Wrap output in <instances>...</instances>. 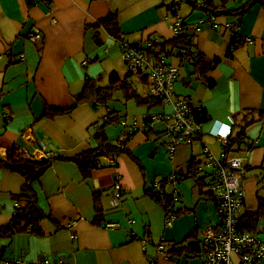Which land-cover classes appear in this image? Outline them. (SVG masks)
Wrapping results in <instances>:
<instances>
[{"label":"crops","instance_id":"1","mask_svg":"<svg viewBox=\"0 0 264 264\" xmlns=\"http://www.w3.org/2000/svg\"><path fill=\"white\" fill-rule=\"evenodd\" d=\"M227 1L212 0V5L235 10L249 0H234L241 4L230 7ZM31 2L0 0V160L10 149L32 161L76 156L97 145L94 135L108 113L118 122L106 126L105 133L110 141L122 139L127 152L100 158L86 175L74 162L55 159L32 183L37 203L53 221L44 219L40 233L0 237V264H190L183 257L193 255H173L170 248L182 242L201 245L204 229L218 225L219 215L212 197L201 195L195 180L184 176L188 163L192 157L201 158L205 145L221 158L223 149L211 131L231 120L235 135L246 114L256 120L230 156L241 159L244 194L257 189V201L264 200V178L259 179L264 165V126L259 121V111L264 110V6L256 2L242 16L217 14L211 20L210 14L185 0ZM171 3L175 7L169 9ZM175 10L191 35L192 49L216 60L207 74L214 82L210 87L189 60L175 55L166 60L179 71L174 100L189 98L210 117L201 138L177 145L170 154L164 129L172 105H139L122 89L106 107L85 104L67 115L41 117L45 104L69 107L87 78L102 86L109 85L112 74L124 79L128 70L121 43L143 46L173 38L169 25ZM110 14L115 15V25L100 27L96 38L91 24ZM236 24L239 45L231 47ZM34 31L40 33L36 42L29 38ZM144 81L131 79L142 97L148 79ZM145 121L146 129L132 128ZM172 173L182 179L176 185L166 183L165 189L176 190L180 200L167 225L164 207L148 191ZM23 184L20 174L0 166V227L14 216ZM95 193L102 209L98 218ZM252 203L254 199L244 197L240 213L254 211ZM110 221L119 227H107ZM261 224L257 234L264 240ZM161 243H167L164 252L157 248Z\"/></svg>","mask_w":264,"mask_h":264},{"label":"trees","instance_id":"2","mask_svg":"<svg viewBox=\"0 0 264 264\" xmlns=\"http://www.w3.org/2000/svg\"><path fill=\"white\" fill-rule=\"evenodd\" d=\"M27 1L28 4L32 3L31 0ZM256 2H259L264 6V0H249L235 10H224L213 6L212 0H204L200 4L196 1L188 0V3L193 8H200L213 16L217 14L242 16ZM174 7L175 4L173 3L168 5L169 9H172ZM174 13L176 16H178L177 10H175ZM114 21L115 15L110 14L106 18H103L96 23L91 24L92 28H94L95 30L96 38H98V29H100V27H106L110 24L115 25L113 23ZM111 32L112 34L115 33L116 35V32H113L112 30ZM191 44V35L186 33L185 28L183 33L176 34L169 40L156 42L150 41L148 44H145L143 46L137 44H134V46L138 47L140 50L145 51L147 58L152 62H157L161 56H163L167 60V58L172 55L178 56L181 59L189 60L193 64L194 73L199 76V78L204 80L206 85H208L209 87L213 86L214 82L213 80L208 78L207 74L216 64V60H207L200 52L193 50ZM232 45H239V41L236 40V38L232 39L231 47ZM140 78L145 79L144 83H146L148 77L147 75H142L140 76ZM131 79L132 75L129 72H127V75L124 79H120L116 74H112L110 77L109 85L102 86L98 83V80L87 78L85 80L83 91L73 98V102L69 107L62 108L45 104L41 117L53 119L58 116L67 115L77 107L85 104L91 105L92 107H106L108 103L114 99V95L120 89L125 90L128 94L127 98H132L139 105H145L147 107L161 105V102L156 98L145 96L142 97L141 93L137 91V88H133ZM185 100H188L190 102L189 98H185ZM191 107L193 111V118L196 123L205 124L210 119L206 111H204L203 109L194 108L192 105ZM255 120V118L249 117L247 114L242 116V121H240L239 123L240 128L237 130L235 135H233L232 130V135L229 138L227 146L224 148V154L226 156H229L231 152H234L236 149H238V143L241 140L245 141V129ZM259 121H261L264 126V110L259 111ZM116 122L118 121L115 119V117H112V113H108L103 119L102 125L97 128V131L94 135L97 145L73 157L51 155L47 158H43L40 161H32L18 156L14 149H10L7 152V158L5 160H0V166L9 169L12 172L20 174L24 179V184L21 188V192L16 196L17 207L15 208L14 216L9 223L0 227V237H11L14 234L22 232L40 233V224L44 219L53 221L51 216L45 214L37 203V197L32 183L33 181L40 178V176L52 165L55 159L64 158L74 162L78 166L79 170L84 175H86L98 166L100 158L104 156H111L119 152H127V150L123 148L122 139L117 140L116 142L110 141L105 133V127L108 125H113ZM118 144H120L121 146H118ZM247 145L251 147V144ZM202 156L203 155H201L200 159H198L197 157H192L190 159L187 166V172L186 174H184V176L191 177L195 180V182L199 186L201 195L211 196L212 192L210 190V187L212 179L210 178V174L207 173L209 171H202L199 169L200 164L203 161ZM263 178L264 165L261 167V173L259 176V179ZM181 179H179L178 181H180ZM161 183L162 186L160 190H156L152 186V189H150L148 193L153 199L162 204L165 211H168L170 206L172 205L171 200L176 190H166V182H164V179L161 180ZM93 197L95 201L96 217L98 218L102 213V209L100 208V204L98 201L99 194L95 193ZM173 209L174 212H176L175 205ZM261 219H264L263 199L258 200V206L256 210L238 214L237 229L239 232H246L251 234L257 233L259 221ZM194 230L189 234V237L193 236ZM184 242H187V240H185ZM179 244L180 245L174 244L170 248V252H172L173 255L185 254L188 256L193 255L195 257H199L201 256V251H205L203 243L200 245L198 241L186 244H183L182 242Z\"/></svg>","mask_w":264,"mask_h":264},{"label":"built area","instance_id":"3","mask_svg":"<svg viewBox=\"0 0 264 264\" xmlns=\"http://www.w3.org/2000/svg\"><path fill=\"white\" fill-rule=\"evenodd\" d=\"M185 1L188 2V0ZM193 1L200 4L204 0ZM214 18L213 15H210L211 20ZM169 27L175 35L181 34L185 30V25L179 16L170 22ZM238 30L239 26L236 24L231 30V40L234 38L239 40ZM29 38L33 42L38 41L39 31L32 32ZM121 47L128 72L134 77L142 75L148 77L144 96L156 98L162 105H172V111L168 114L164 129V136L169 141L167 148L170 154L177 145L191 142L197 137L201 138L204 130L203 124L195 122L190 102L185 99L174 100L173 98L174 83L179 74L178 67L167 63L163 56L157 62H152L147 58L145 51L140 50L134 44L122 42ZM148 126L149 123L145 121L141 126L134 125L132 128L144 130ZM232 129L233 122L229 120L227 123L219 125L215 131H211L223 149L221 158H218L207 145L203 147V161L199 169L208 170L207 173L212 179L211 197L219 215V223L210 225L203 231L202 243L205 251L202 254V264H264V240L260 234L239 232L237 229V217L244 203L245 194L241 184L243 178L241 159L224 154V148L232 135ZM42 146L44 147L43 143ZM118 146L121 145L118 144ZM181 178L178 174L172 173L164 178V182L176 185ZM161 184V181H157L153 183V187L160 190ZM119 189L120 186L117 182L115 184L116 192ZM179 200L180 197L175 192L171 200L172 205L168 211H165L167 225L171 224L175 216L173 207ZM250 211L246 210V212ZM106 226L118 228L119 223L110 221ZM157 248L164 252L168 249L167 243H161ZM5 264H21V261L8 260Z\"/></svg>","mask_w":264,"mask_h":264},{"label":"rangeland","instance_id":"4","mask_svg":"<svg viewBox=\"0 0 264 264\" xmlns=\"http://www.w3.org/2000/svg\"><path fill=\"white\" fill-rule=\"evenodd\" d=\"M245 1V0H244ZM244 1H242V2H244ZM237 4H241V1H234V0H228L227 2H226V7H230V6H238ZM240 6V5H239ZM254 6H256L258 9H262L261 8V6H260V4H256V5H254ZM254 6H253V8H254ZM252 8V9H253ZM206 137V136H205ZM256 190L257 189H253L252 191H245V198H246V200H249V199H254V203H252L253 204V208H255V210L257 209V207H256V201H257V199H256ZM255 206V207H254ZM257 206H258V201H257ZM262 220V219H261ZM259 221V225H258V227H260V228H262L261 226H260V224H261V222L262 221ZM262 224H264V223H262ZM261 224V225H262ZM264 226V225H263ZM259 228V229H260ZM262 237H264V233H263V236ZM263 239V238H262ZM184 259H188V260H190V264H202V257H195V256H193V257H190V258H188L187 256H184L183 257Z\"/></svg>","mask_w":264,"mask_h":264}]
</instances>
